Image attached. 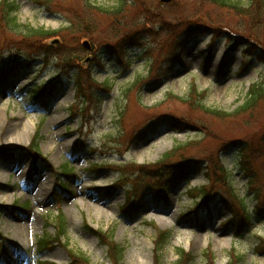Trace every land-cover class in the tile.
I'll return each mask as SVG.
<instances>
[{"label":"rangeland","instance_id":"1","mask_svg":"<svg viewBox=\"0 0 264 264\" xmlns=\"http://www.w3.org/2000/svg\"><path fill=\"white\" fill-rule=\"evenodd\" d=\"M233 1L241 6L249 3ZM50 2L55 6L48 9L33 0H15L17 31L0 20V58L14 56L18 49L21 61L29 66V73L0 93L1 152H11L6 147L11 148L14 161L19 159L18 164L0 159V233L4 238L0 264H25L24 251L32 255L34 237L54 235L48 221L58 213L64 220L65 233L59 240L65 247L44 250L38 261L66 264L67 251H71L83 258L81 262L112 264L98 240V234L105 233L106 240L122 247L119 264H174L178 249L193 258L190 264H205L207 251L212 264H228L232 253L237 259L231 264H264L258 239L264 238V92L246 112L232 113L246 100L251 85L264 83V62L243 56L248 44L257 50L261 44L247 41L250 33L239 13L201 0H128L119 13L115 10L118 0ZM77 12L85 20L87 15L94 19L93 32L69 28ZM171 14H182V18L170 20ZM163 16L168 21L159 22ZM29 28L52 33L30 38L25 34ZM193 28L200 32L187 37L186 31ZM251 32L264 46V25ZM55 38L60 43L49 45ZM82 38L89 39L90 50L81 46ZM29 43L31 52L19 47ZM102 44L116 50L122 62H116ZM102 82L111 88L102 90ZM52 83L63 88L61 93L49 109L37 108L28 91ZM190 91L202 95L188 99ZM89 93L95 99L91 96L87 101ZM197 99L200 107L193 109ZM202 108L231 115L217 118ZM167 117L180 118L196 128L175 130L166 123L155 134L140 136L147 121ZM201 124L207 132H200ZM30 142L44 159L38 160L34 182L28 184L31 164L26 148ZM230 142L235 144L222 151ZM185 143L189 146L183 151L199 159L201 171L175 187L173 176L161 174L163 167H154L163 154ZM243 145L249 150L248 169L254 183L240 163ZM65 163L73 167L76 178L67 181L66 191L55 200L49 192L56 190L54 176ZM91 164L147 166L148 173L157 171L161 178L127 176L138 195L129 187L113 194L110 188L119 181L115 169L89 170ZM213 168L227 176L208 178ZM228 181L252 214L251 225L240 235L226 224L230 203L236 219L242 217L224 188ZM150 185L153 192L139 202ZM105 187L109 190L100 191ZM202 187L212 192L204 202L194 193ZM197 202L201 206L195 207ZM139 203L143 211L133 219L119 210L124 204L138 208ZM155 230L170 236L160 251L153 247Z\"/></svg>","mask_w":264,"mask_h":264},{"label":"trees","instance_id":"2","mask_svg":"<svg viewBox=\"0 0 264 264\" xmlns=\"http://www.w3.org/2000/svg\"><path fill=\"white\" fill-rule=\"evenodd\" d=\"M128 0H119V6H117L115 8L116 12H120L122 7L124 6L125 2H127ZM203 3L212 5V6H219V7H225L231 10H234L236 12L239 13V15L242 17V19L245 21L246 24V28L248 26V31L250 33V35L248 36V40H252L254 42H256L257 44H261V49L257 50L256 48L252 47V45L248 44V50H246V52L244 54H246V56L248 55L250 58H256L258 59L260 62H264V46L261 42H259V37L256 33H252L251 29L255 30L258 29L260 27V25H264V0H249V3L246 6H241L242 4L240 2H235L233 0H201ZM2 2H4V6L1 8L0 10V20L2 21V19L7 18L8 23L14 22L15 21V17L13 14V4L11 2H8L6 0H3ZM87 10L88 6H85ZM103 10H99L98 12H101ZM78 13V14H77ZM75 14V18H74V23H72L71 26H69V28L75 27L76 29H78L79 31H85V33H91L93 32V27H96V22H94V19H90V17L87 15V19L85 20L82 15L81 12H77ZM92 13V12H91ZM105 14H109V11L107 10L105 12ZM170 18V20H174L176 19L177 21H179L182 18V14H178L176 17L174 14L168 15ZM159 22L160 21H168L166 16L160 17L157 19ZM7 23V24H8ZM262 23V24H261ZM16 25V23H15ZM18 25H16L15 27H13V29H17ZM196 31H198V28H193L191 29V31H186L188 32L187 37H191L190 33H196ZM204 31V30H202ZM184 32V33H186ZM52 32L50 31H46V30H42V29H28V32H25V34L27 35V37H36L38 35L41 36H46V35H50ZM204 34V33H203ZM256 35V37L258 38V40L253 36ZM217 38L219 37L218 35L216 36ZM184 39L185 36H183ZM104 47H106V49H108V46L105 44ZM25 48H27V50H32V48L30 47V43L23 45ZM109 51V54H114L116 52V50H107V52ZM47 54V53H46ZM117 58V62L121 63V55L120 54H114ZM70 59V58H68ZM69 61V60H68ZM5 74H6V70L4 69H0V84L4 81L5 79ZM104 87V85H103ZM190 88L192 89V91L195 89V86L192 85L190 86ZM99 89V88H98ZM102 89V88H100ZM102 90H108L107 88L102 89ZM264 92V84H257V85H253L250 86L248 91H247V95H246V100L243 101L240 106L232 113L237 114V113H241V112H246L248 110V108H251L253 106V104L256 103L257 100L260 99L261 95ZM33 97L34 99L38 96L39 98L42 97H46V96H50L51 92H48L47 95L44 96L43 92L38 90L33 92ZM202 94L200 93H190L188 94V99L191 96L192 97H196L199 98L201 97ZM91 96L92 98L95 99L94 95H91L89 93V99H87V101L91 100ZM169 96V95H168ZM177 100L179 99L180 101L184 102L183 104H187L186 100L182 99V98H176ZM189 101V100H188ZM99 104L102 103V101L98 102ZM190 106V104H188ZM193 109H195V107H200V101L199 99H197L196 102H194V105L192 106ZM87 107H84L83 110H86ZM203 111L207 114H210L214 117L217 118H225L230 116L231 114L228 113H221L219 111H215V110H208L206 108H202ZM83 110H79L80 114L81 112H83ZM88 110V109H87ZM165 122V123H164ZM147 124H145L144 126H146L145 129L142 130V134L140 136L146 135V136H150L151 134H153L155 132V129L160 127V126H164V124L169 123L172 127H174V129L176 130H181V129H194L196 127H194L192 124H189L190 122H185L184 120L177 118V117H172V118H163L161 121H157V122H153V120H150L149 122H146ZM150 123V124H149ZM143 126V127H144ZM200 130V132H207L208 128L206 125L201 124V126L198 128ZM138 130V129H137ZM136 130V131H137ZM137 138V137H135ZM235 143L230 142L228 144H226V146H222L221 150L222 151H229V148L231 145H234ZM189 146V143H185V144H179L178 146H176L175 148H173L171 151H169V153H165L162 155V158L160 159V161L158 162V165H156L154 168H162V173L161 174H167L168 176H173L175 178V180L177 181V183L180 180H185L188 174L190 173H195L197 171H199L201 169L200 167V161L198 158H195L194 156H192L191 154H188L187 152H184L183 150ZM194 146H192L191 148H193ZM241 166L242 169L244 170V174L246 177L251 178L252 183V177L249 175V160H248V155H249V150L247 149L246 145L241 146ZM190 149V148H189ZM36 152V151H34ZM37 153V152H36ZM170 159V160H169ZM169 160V161H167ZM133 167V168H130ZM167 167V168H166ZM130 168V169H128ZM147 166H139L136 167L135 165L132 164H128V165H121V166H115L114 169L115 171H118L119 176H118V185L120 184H130L133 183L131 182L130 179L127 178L130 176H134V177H138V176H146L147 178H161V175H159V173L156 172H150L148 173L146 171ZM66 167H63V173H69L67 172L68 170H65ZM157 169V170H158ZM213 175H208V178H214L217 176H222L224 175L225 177L227 176V172L223 173L220 175V171L218 172L217 168H213L212 169ZM153 173L157 174L155 176H152ZM165 175V176H167ZM124 176V177H123ZM230 180V178H229ZM131 186V191L134 192L135 188L132 187V184H130ZM224 188H226L228 195L230 196V198L233 200H235V205L237 206V208L239 209V211H241L242 213V217H240L239 219H236V215L237 212L235 211V209L233 208V206L230 203V207L228 208V211L231 214L230 219L228 220V222L226 224L232 225L237 233V235H240L243 230H245L246 228H249V226L251 225V213L248 212L247 208H246V203L243 201V199L239 198L238 195H235L234 192V188L232 187V184L228 181L226 183V185L224 186ZM153 189L152 185H150L149 187H145V191L146 192H151ZM198 197H200L201 199L205 200L207 198H209V196L212 194V192L210 191V189H208L207 187H202L199 188L196 192ZM135 194V193H132ZM138 195V194H136ZM142 195L140 196V199L138 200L139 202L142 200ZM233 200V201H234ZM137 201V200H136ZM200 204H196L195 207H198ZM140 207H141V203L138 204V208H134L133 212H139L140 211ZM64 220L61 216H57L54 222V229H55V238L51 239V240H42L43 246L50 244L51 242H55L58 240V238L64 234ZM99 233V232H97ZM99 238L101 240V242L105 243L107 251H108V257L109 260L112 262V264H119L122 261V257H123V250L122 247H118L116 245H114V243L110 240H104L107 236L105 235V233H101L98 234ZM169 234L166 231H159L157 230L156 235L154 237V248L157 249V251H160L163 247H165V245L167 244V242L169 241ZM260 240V249H264V238H259ZM76 257H73L75 262L78 264H82L81 260L82 258H80L79 255H74ZM79 256V257H78ZM204 257L205 259H207V261H205V264H212V260H211V255L209 252H205L204 253ZM230 258L231 261L228 264H231L232 261H234L235 259H237L233 253L230 254ZM193 258H190V255L188 253H186L184 250L182 249H178L177 250V259L175 261L174 264H190V262H192Z\"/></svg>","mask_w":264,"mask_h":264},{"label":"water","instance_id":"3","mask_svg":"<svg viewBox=\"0 0 264 264\" xmlns=\"http://www.w3.org/2000/svg\"><path fill=\"white\" fill-rule=\"evenodd\" d=\"M48 43L51 44V45H56V44H59V41L57 39H55V40L49 41ZM83 46L86 47V48H90V46H89L87 41H83ZM88 61H89V58H86L85 61L83 62V64L84 63L86 64Z\"/></svg>","mask_w":264,"mask_h":264},{"label":"bare ground","instance_id":"4","mask_svg":"<svg viewBox=\"0 0 264 264\" xmlns=\"http://www.w3.org/2000/svg\"><path fill=\"white\" fill-rule=\"evenodd\" d=\"M42 191H44V190H42ZM44 193H45V192H41L40 194L43 195ZM35 215H38V214L35 213ZM68 264H78V263L75 262V260H74L73 257H70V258H69V262H68Z\"/></svg>","mask_w":264,"mask_h":264}]
</instances>
